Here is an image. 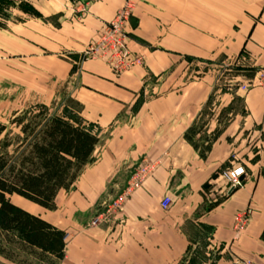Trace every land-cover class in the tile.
<instances>
[{
    "label": "crops",
    "instance_id": "obj_1",
    "mask_svg": "<svg viewBox=\"0 0 264 264\" xmlns=\"http://www.w3.org/2000/svg\"><path fill=\"white\" fill-rule=\"evenodd\" d=\"M29 1L42 17H54V24L28 19L0 28V56L9 54L10 40L19 48L30 42L42 53L44 48L51 52L54 48V57L61 53L76 55L92 43L125 0H95L78 22L66 9L68 0ZM128 34L129 48L143 56L144 66L115 77L101 65H88L83 80L88 87L79 91L82 113L89 111L99 126L110 125L125 108L137 110L131 124L128 121L122 125L104 145L100 137L99 146L106 147L105 157L87 168L89 180L83 190L86 206L96 204L108 185H116L113 181L117 175L130 169L141 154L162 157L163 164L154 171V179L146 181L129 199L127 210L116 222V231H103L105 236L99 235V243L118 257L117 264H174L187 252L188 241L181 226L202 203V185L230 158L248 154L252 142L258 146L253 155L258 161L252 164L260 165L257 172L212 210L196 216V221L207 230L209 248L231 254L227 262L237 257L264 264V179L260 174L264 167V89H217L214 70H207L201 76L196 72L194 81L178 89L166 90L163 84H157L162 92L151 100L137 102L146 78L160 79L188 59L214 66L220 61L235 62L241 69L234 78L250 83L255 74L246 78L244 67L255 71L264 68V0H135ZM62 65L69 70L68 64ZM0 87L8 91L10 80L2 81ZM156 89L153 84L152 90ZM214 96L218 104L213 106ZM235 100L241 104L238 111L232 108ZM210 106V118L202 124V130L210 135L212 146L202 160L184 140V134L198 124L202 111ZM224 115L227 117L222 122ZM110 157L121 161L108 163ZM159 176L163 177L158 183L155 178ZM61 192L66 191L58 192L56 206ZM148 194L153 197L145 198ZM172 196L175 203L162 210V201ZM24 202V206H17L64 231L56 217L53 222L39 212L32 213L27 206L48 210ZM242 213L248 214L247 225L236 234L234 220ZM74 254L71 251L72 257Z\"/></svg>",
    "mask_w": 264,
    "mask_h": 264
},
{
    "label": "rangeland",
    "instance_id": "obj_2",
    "mask_svg": "<svg viewBox=\"0 0 264 264\" xmlns=\"http://www.w3.org/2000/svg\"><path fill=\"white\" fill-rule=\"evenodd\" d=\"M3 1H5V4L0 14V28H8V25L12 23L26 21L28 19L51 21L54 24V17L47 19L42 17L29 0ZM93 1L95 0H68L66 9L78 22L82 20L87 12L88 5ZM23 4H29L39 13V16L36 17L22 13L19 9V5ZM134 4L135 0H125L122 7L116 12L117 14L126 5L130 6V13L122 24L121 30L124 32L125 36H127L126 45L132 57L136 55L142 56L140 53L133 52L128 45V27L130 18L133 14ZM113 19L110 22H112ZM107 24H105L104 27ZM101 31L83 51L72 56L61 53L54 57V48L53 52L44 48V52L42 53L40 50L35 49L30 42H28V45L23 47L20 46L19 48L18 43L15 44L13 40H10L9 49L11 50L9 54L0 56V85H2V81L10 80L8 91L4 92L0 87V123L6 124L12 114L21 112L36 104L47 106L50 108L51 112L60 113L64 109L72 110L83 117L85 123L101 137L103 145L106 143V140H109L111 134H118L122 125H125L128 121L131 124L132 117L135 116L137 111L136 109L134 110L133 107L130 109L125 108L108 126H99L96 122H93L90 118L89 111H87V114L82 113V104L79 102L78 97L79 91L81 89H87L88 87L83 81L85 79L84 73L87 72L85 68L88 65H101L111 75L116 77L117 75H123L142 68L145 63L143 59L141 65L125 69L122 73H115L111 68V56L109 54L101 55L102 53H89V47L98 41ZM19 50L23 55H18ZM62 62L69 65V70H65V68L62 67ZM90 67L92 68V66ZM239 67L240 66L235 62L220 61L214 66L210 63H196L188 59L186 64L182 63L180 66L174 67L170 73L160 79L157 77L146 78L139 92L137 102H146L147 100H151L159 92H162L163 88H158L159 86H157V84H163L166 90L178 89L180 86L194 81V78L197 76L196 72H199L198 76H201L206 73L207 70H214V74L217 77V82L215 84L217 89L233 91L235 88L238 89L243 85L240 79L236 80L234 78L236 75L240 74L238 69L241 68ZM244 71V75L248 79L252 78L256 72L253 68L247 66L244 67ZM18 74L25 75V77H19ZM211 75L212 72L211 74L209 73V76ZM153 84H156L157 89L155 92L152 90ZM212 104L213 106L218 104L216 96L212 98L211 105ZM240 106V101L235 100L232 108L234 111H238ZM210 109H212V106L204 108L198 120V124H196V133L193 137V141L198 145L200 151H202L208 143L212 146L210 135L202 130L204 126L202 124L207 122L210 118ZM226 117L227 116L224 115L222 122L225 121ZM127 143L128 142H126L125 145H127ZM250 144L251 150H249L248 154L242 152L244 154L240 153L239 157L230 158L202 185L200 190L202 203L192 215L185 219L181 226L182 233L188 241L187 252L174 264H241L243 260H247L236 257L230 262H227L228 259H231L230 253L226 252L225 254H221L220 250L209 248L207 230L201 227L200 223L196 221V216L204 213L209 204L215 201L221 202L230 196L224 194L227 186L219 176L223 171L239 165L245 167L246 176L243 178L242 184H244L246 177L257 172L260 165L257 164L256 167H254L252 164L258 161L257 156H253L256 151H258V146L254 145L255 143L252 142ZM105 151V146H99L96 149L94 162L85 169H91L98 162H101L103 155L105 157ZM138 158L133 162L130 169L124 170L117 175L116 180L113 181L116 185L109 184L108 188L102 192L96 204L92 206H86V199H84L83 196L85 184L88 183L89 180L87 174L88 169L87 172L81 176L85 169L83 170L76 185H73L70 190L61 192L58 195L57 206L54 211H43L32 205L27 206L32 213L39 212L43 218H48L53 222L54 217H56V223L66 233L65 257L59 264H117L115 260H117L118 257L114 253H110V251H105V248L99 243V235L103 233V231H109L110 234L116 231V222L119 217L125 213V210H127L129 199L142 189L146 181L154 177L153 174L156 168L161 167L163 164L162 157H155L153 159L149 158L146 153L141 154ZM119 160V157L113 159L110 157L108 163L113 164ZM229 161H234V163L229 164ZM146 166L149 167L150 174L139 188L129 191L128 182L134 171L138 167ZM162 177L163 176L156 177L155 181L159 183ZM235 191L236 190L233 192ZM150 196L153 197L148 194L145 198ZM177 196L179 195L176 194V197ZM120 197L123 198L121 209L116 213H110L109 209L113 202ZM168 199L169 205L175 203L176 199H174L173 196ZM24 201L16 196L12 198V202L19 206H24ZM90 236L92 237L91 239L89 238ZM103 236H105L104 233ZM0 242L3 243V247L5 248L3 255H0V264H46V262L40 261L37 254L35 255L33 252L23 251L17 245L5 244L2 238H0ZM102 244L104 246V242H102ZM71 251H75L73 257ZM190 260L193 263H190Z\"/></svg>",
    "mask_w": 264,
    "mask_h": 264
},
{
    "label": "trees",
    "instance_id": "obj_3",
    "mask_svg": "<svg viewBox=\"0 0 264 264\" xmlns=\"http://www.w3.org/2000/svg\"><path fill=\"white\" fill-rule=\"evenodd\" d=\"M4 4L0 0V14ZM19 9L39 16L29 4L19 5ZM195 133L196 126L192 125L184 140L200 159L206 160L211 145L200 151L193 141ZM100 142L98 134L78 113L67 109L51 112L42 104L16 112L6 124L0 123V238L5 244L33 252L46 264H59L64 259L66 233L13 204L10 197L54 211L58 192L70 190L94 162ZM260 174L264 179V167ZM219 203L209 204L205 212ZM4 250L0 242V255Z\"/></svg>",
    "mask_w": 264,
    "mask_h": 264
},
{
    "label": "built area",
    "instance_id": "obj_4",
    "mask_svg": "<svg viewBox=\"0 0 264 264\" xmlns=\"http://www.w3.org/2000/svg\"><path fill=\"white\" fill-rule=\"evenodd\" d=\"M130 6H124L115 16L112 22L108 23L103 30L97 42L89 47V53H102L101 55L109 54L111 56V68L115 73H122L125 69L137 67L141 65L142 56L136 55L132 57L128 52L126 45V38L124 32L121 30L122 24L125 22L130 13ZM110 59V58H109ZM261 87L264 89V68L256 71L250 83L243 84L239 87L243 92L251 87ZM150 174L149 167H138L132 174L128 182V190L132 191L141 186L146 177ZM220 178L225 182L227 189L225 195H230L234 190L242 187V180L246 176V170L242 166L233 167L223 171ZM123 198L116 199L109 209L110 213L118 212L122 207ZM162 208L167 209L169 206V199L165 198L162 203ZM248 214L242 213L236 216L234 220L233 229L236 234L240 233L247 225ZM241 264H255L253 261L247 259L243 260Z\"/></svg>",
    "mask_w": 264,
    "mask_h": 264
}]
</instances>
